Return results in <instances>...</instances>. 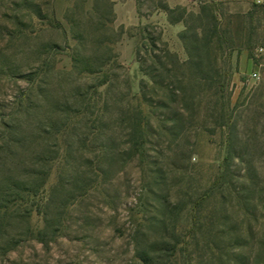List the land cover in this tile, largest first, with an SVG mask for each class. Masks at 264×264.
<instances>
[{
	"label": "rangeland",
	"instance_id": "1",
	"mask_svg": "<svg viewBox=\"0 0 264 264\" xmlns=\"http://www.w3.org/2000/svg\"><path fill=\"white\" fill-rule=\"evenodd\" d=\"M165 1L184 8L189 27L199 7L215 5L223 53L213 40L211 57L232 72L227 184L197 212L211 251L184 253V235L190 202L223 162L225 134L211 99L193 100L195 83H184L186 107L169 96L180 86L165 84L187 68L169 73L150 59L153 39L185 64L183 24L148 19L157 0H135L140 19L128 26L112 0H0V264H142L135 236L149 264H184V254L191 264H264V11L250 19L228 0ZM139 112L142 143L132 137Z\"/></svg>",
	"mask_w": 264,
	"mask_h": 264
},
{
	"label": "trees",
	"instance_id": "2",
	"mask_svg": "<svg viewBox=\"0 0 264 264\" xmlns=\"http://www.w3.org/2000/svg\"><path fill=\"white\" fill-rule=\"evenodd\" d=\"M218 1H227V0H218ZM252 8H250L244 15L247 18H252L253 14L258 10H263V5L252 3ZM155 9L164 12L167 16V21L170 25L182 23L183 30L178 33V39L183 43L186 53L187 60L184 62H179L177 57L170 53V51L164 47L162 50L158 49L155 45V41L150 39V59L153 64H155L158 68L164 69L166 72L171 73L172 69H183L184 66L187 68L186 70L190 73L186 76L181 73L179 75V79L173 75L174 81H170V84H165V88H169L172 84L171 82H176L178 86H180V95H174L170 91L169 96L173 98V102L176 101L178 97H180L182 107H186L184 105V101L186 100V88L184 83L192 82L196 84L198 87L197 93L193 96V100L199 99L203 94L204 97H208L211 103V107L209 108V112L211 117L213 118V126L222 130L225 134V156L223 158V162L219 168L217 175L212 180L209 187L202 192L199 197L195 198L192 202H190L191 211H194V215L191 214V226L188 231V236L184 235V253H187V249L191 247H198L201 245L205 249L211 251L212 243L209 236L205 234L204 224L202 221H198L197 212L200 210L201 206L213 199L214 196L217 195L218 190L222 187V185L227 184L225 181L226 174L229 171L230 164L232 162L233 155V133L236 130V123L232 120V113L236 106H230V96L227 93V90L231 81V69L228 67H222L218 65L217 59L215 57L212 58V48L211 45L213 40L216 41L217 51L220 54L223 53V43L220 40V36L218 35V19L215 15L217 9L215 5L212 4H203L199 7L198 13L195 15L194 24L192 26L184 25V8H170L165 0H157V5ZM27 10L30 15L39 17L41 14L40 6L36 5L33 1H30L27 6ZM177 11H180L178 15H174ZM145 32V31H144ZM164 46V43H161ZM228 48V47H227ZM155 51L162 52V58L158 55H155ZM138 52L136 50V62L140 64L139 70L145 73V69L143 68L144 60L139 59ZM161 59H165L169 64L171 69H168V64L162 63ZM142 64V66H141ZM111 67L116 66V58H114L110 64ZM201 85V86H200ZM181 86L183 87L181 89ZM195 87V86H194ZM140 88V97L144 104H147L148 107H151V100L147 99V96L144 92L145 85L143 82L139 84ZM186 89V90H185ZM200 101H198L199 104ZM139 117L137 121L134 123L132 137H136L139 139L140 143L144 140V127L146 126V122L141 117V113L139 112ZM139 143V146L142 147V144ZM136 146V144H135ZM139 147V155L142 156V150ZM206 224L209 228L212 229L213 218H205ZM198 223V224H197ZM210 231V229H208ZM135 257L142 262V264H149L147 262L148 254L145 253V247L137 236H135ZM178 242H175L174 246H176ZM174 248V247H173ZM175 250V248H174ZM173 250V252H174ZM170 257H173L174 254H170ZM187 255L184 254V264H191V261L187 259Z\"/></svg>",
	"mask_w": 264,
	"mask_h": 264
},
{
	"label": "crops",
	"instance_id": "3",
	"mask_svg": "<svg viewBox=\"0 0 264 264\" xmlns=\"http://www.w3.org/2000/svg\"><path fill=\"white\" fill-rule=\"evenodd\" d=\"M114 3V12L117 16L119 24L125 26L132 25L135 22H139L140 17H138L135 0H112ZM229 3H235L244 9L245 12L249 10V6L255 3L254 0H228ZM167 3V2H166ZM256 4V3H255ZM169 6V4H167ZM261 5L264 8V0H262ZM170 7V6H169ZM148 19L154 20L161 26H171L167 21L166 14L160 10L152 13Z\"/></svg>",
	"mask_w": 264,
	"mask_h": 264
},
{
	"label": "built area",
	"instance_id": "4",
	"mask_svg": "<svg viewBox=\"0 0 264 264\" xmlns=\"http://www.w3.org/2000/svg\"><path fill=\"white\" fill-rule=\"evenodd\" d=\"M254 2H255L256 4H261V3H262V0H254ZM247 78L250 79V80H257V79H258V74H256V73H251V74H249V75L247 76Z\"/></svg>",
	"mask_w": 264,
	"mask_h": 264
}]
</instances>
